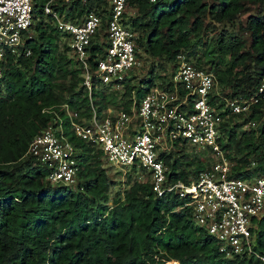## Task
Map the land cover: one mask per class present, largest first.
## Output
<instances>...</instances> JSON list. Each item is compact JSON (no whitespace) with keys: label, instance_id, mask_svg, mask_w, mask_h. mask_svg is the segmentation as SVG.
Listing matches in <instances>:
<instances>
[{"label":"trees","instance_id":"obj_1","mask_svg":"<svg viewBox=\"0 0 264 264\" xmlns=\"http://www.w3.org/2000/svg\"><path fill=\"white\" fill-rule=\"evenodd\" d=\"M44 1L32 0L29 27L34 34L25 29L21 45L16 51L6 50L1 60L0 264H258L250 257H223L214 239L192 222L189 208L177 195H155L147 179L131 178L129 172L124 181L112 179L99 160L101 149L69 130L64 104L84 116L90 103L99 116L117 101L127 111L132 90L140 98L151 86L169 83L165 75L155 81L151 70L148 77L139 78L136 88L126 74L116 83L95 80L90 101L80 84L81 64L61 41L67 34L43 14ZM104 4L58 0L51 6L72 19L90 6L106 13ZM126 10L124 22L137 31L135 49L142 46L152 58H163L170 70L177 53L202 66L207 59L192 58L189 52L205 50L213 34L215 53L208 62L217 90L208 99L222 117L219 140L230 161L229 176L264 173V104L251 105L246 114L225 107V99L253 93L264 75V0H127ZM243 14L244 24L238 21ZM236 20L237 30L248 32L246 46L231 29ZM103 43L96 36L87 46L92 68ZM111 85L123 86L120 100L115 87L105 92ZM48 108L63 117L64 133L77 149L75 185L51 184L46 168L31 155L24 156L32 137L54 116L45 111ZM231 114L241 115L240 123L232 122ZM249 120L255 125L238 133ZM185 145L174 142L170 151L160 154L171 179L195 178L213 161L206 149L192 145L193 157L186 156ZM115 185L118 189L112 194ZM253 232L255 248L264 254V217Z\"/></svg>","mask_w":264,"mask_h":264},{"label":"built area","instance_id":"obj_2","mask_svg":"<svg viewBox=\"0 0 264 264\" xmlns=\"http://www.w3.org/2000/svg\"><path fill=\"white\" fill-rule=\"evenodd\" d=\"M57 1H44L43 14L50 15L61 32L67 34L69 49L81 64L80 84L91 101L95 80L116 83L125 72L141 64L134 47L137 31L124 22L127 0H103L106 13L90 6L72 19L52 8ZM102 15L106 16L103 26ZM32 20V0H0V75L4 52L16 51ZM96 36L98 42L104 43L92 68L87 60V46ZM173 63L166 81L169 85L151 86L140 98L132 90L127 111L109 105L99 116L90 103L91 110L84 116L62 105L69 130L101 149L107 161L140 166L146 173L143 180L149 181L155 195L170 193L182 199L192 222L214 239L223 257L245 256L264 264V254L255 248L253 232L257 220L264 217V173L248 178L229 176L230 161L219 140L222 117L208 99L217 90L214 74L193 64L184 53H177ZM259 102L264 104V75L253 93L225 99V107L231 113L246 114L251 105ZM45 111L54 116L32 137L24 156L31 155L46 168V179L51 184L75 185L77 149L64 133L63 117L58 111ZM246 125L254 126L255 122L249 120ZM174 142L206 149L213 161L195 178L171 179L160 154L170 151ZM170 262L173 261L167 263Z\"/></svg>","mask_w":264,"mask_h":264},{"label":"rangeland","instance_id":"obj_3","mask_svg":"<svg viewBox=\"0 0 264 264\" xmlns=\"http://www.w3.org/2000/svg\"><path fill=\"white\" fill-rule=\"evenodd\" d=\"M251 11L254 12L255 11V6L251 7ZM245 17L246 14L240 15V17H238V21L242 24L245 23ZM221 24L217 23V26L219 27ZM238 26H237V20L235 21L234 26H232V30L237 31V33L240 35L241 39L244 42V45L246 46L248 43V32L247 31H239L237 30ZM26 32L28 34L33 35L34 31L31 27H29ZM209 44L207 46V48L205 50L202 51H198L195 52L194 50H191L190 56L192 58H196L197 56L201 57V58H206L207 61H205L203 59V61L201 62L202 66L206 67V68H210V70L213 72L214 68L213 65L209 64V59L213 58V54L215 53V46H214V37L213 34H209ZM61 41H66V43H68L69 38L68 36H63L61 38ZM61 43V42H60ZM136 52L138 54V56L140 57L141 60V64L140 66H136L130 70H128L126 73V77H128V83L130 85H132L134 88L137 87L138 85V81L139 78L142 77L143 75L145 77L149 76V71H152V74L154 75V80H161L163 78V75H165V78L169 75V64H167L163 58L159 57V58H152V56L147 55L146 52L144 51L142 46H139L136 49ZM162 66V67H161ZM166 67V68H165ZM165 68V69H164ZM115 89H118V94H117V100H120L119 96L121 95L120 92L123 89V86H114ZM114 87L111 85L109 87L106 88L105 92H109L112 89H114ZM121 97V96H120ZM116 100V101H117ZM110 105H113L115 107H118V101L117 102H113ZM232 118L231 121L235 122L238 121L240 123L242 116L238 115V114H231ZM247 125L246 124H241V127H239L237 129L238 133L242 130V129H247ZM196 148L199 149V147L195 146ZM195 152V151H194ZM182 153L185 154L186 156H191L190 158H192V154H193V148L191 147V145H185L182 148ZM197 155V154H196ZM99 160L102 164V166L105 168L106 172L111 176L112 179L115 180H119V181H124L126 176L125 173L129 172L131 175V178H137L138 180H143L146 177V174L144 171H142L139 167L134 166H128V165H116L112 162L107 161L103 156L99 157ZM123 184H119V187H122ZM118 189L117 186L115 185L111 192L113 194V192ZM120 190V188H119ZM173 262H170L169 264H172Z\"/></svg>","mask_w":264,"mask_h":264}]
</instances>
